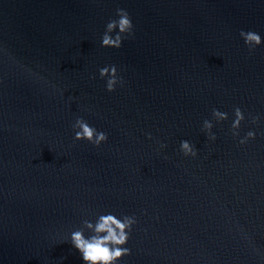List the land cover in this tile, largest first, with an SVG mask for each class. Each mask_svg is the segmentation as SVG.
<instances>
[{
	"label": "water",
	"instance_id": "water-1",
	"mask_svg": "<svg viewBox=\"0 0 264 264\" xmlns=\"http://www.w3.org/2000/svg\"><path fill=\"white\" fill-rule=\"evenodd\" d=\"M117 9L134 37L104 48ZM109 213L137 221L119 264H264V0H0V264H83L71 233Z\"/></svg>",
	"mask_w": 264,
	"mask_h": 264
},
{
	"label": "clouds",
	"instance_id": "clouds-1",
	"mask_svg": "<svg viewBox=\"0 0 264 264\" xmlns=\"http://www.w3.org/2000/svg\"><path fill=\"white\" fill-rule=\"evenodd\" d=\"M117 19H111L106 25V31L102 36L101 46L104 48L120 49L122 43L127 38L134 37V25L129 13L125 9L116 10ZM116 33L113 36V33ZM241 38L249 52H254L262 44L261 36L254 31H241ZM101 79H106V90L112 93L116 86L123 85V80L118 76L115 66H107L99 70ZM212 117L216 122H223L228 119L227 113L217 109L212 110ZM245 117L242 110L237 107L234 109V120L231 124L233 137H239V129ZM258 116L251 117V122L257 124ZM213 123L209 120L203 122L202 130L205 132L207 139L215 141L217 137L213 134ZM75 141H86L94 147H99L108 139L107 134L98 132L91 127L83 118H77L73 124ZM256 133L249 131L239 140L241 145L246 144L249 140H254ZM149 139L151 136L149 135ZM165 147V145H161ZM180 151L185 157L195 158L198 150L189 141H181ZM137 223L134 216H123L118 218L114 214H101L95 222L85 219L83 227L75 230L70 235V243L82 257L83 264H119L124 257L129 256L131 251L126 247L130 238L133 226ZM85 231L90 235L85 236Z\"/></svg>",
	"mask_w": 264,
	"mask_h": 264
}]
</instances>
